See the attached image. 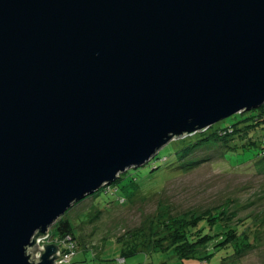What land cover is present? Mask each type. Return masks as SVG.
Returning a JSON list of instances; mask_svg holds the SVG:
<instances>
[{"label": "water", "instance_id": "95a60500", "mask_svg": "<svg viewBox=\"0 0 264 264\" xmlns=\"http://www.w3.org/2000/svg\"><path fill=\"white\" fill-rule=\"evenodd\" d=\"M262 105L264 0H0V264H58L74 203Z\"/></svg>", "mask_w": 264, "mask_h": 264}, {"label": "rangeland", "instance_id": "374dc122", "mask_svg": "<svg viewBox=\"0 0 264 264\" xmlns=\"http://www.w3.org/2000/svg\"><path fill=\"white\" fill-rule=\"evenodd\" d=\"M261 111L259 107L236 113L192 135L173 139L139 171L123 178L126 170L104 185L118 187L114 193L101 187L74 203L59 218L72 222L79 242L74 264H182L171 259L173 250L153 256L139 252L119 260L117 240L153 218L169 215L184 221L217 211L222 222L214 224L210 233L217 240L233 233L239 249L232 253L221 245L208 261L195 259L186 264H264V122L256 125L254 119ZM229 126H251L252 130L248 137L237 130L221 138L219 129ZM250 138L256 143L248 146ZM55 224L49 228V236L38 241L40 249L62 239ZM209 249L198 247L196 252L204 255Z\"/></svg>", "mask_w": 264, "mask_h": 264}, {"label": "trees", "instance_id": "16d2710c", "mask_svg": "<svg viewBox=\"0 0 264 264\" xmlns=\"http://www.w3.org/2000/svg\"><path fill=\"white\" fill-rule=\"evenodd\" d=\"M261 116L254 117L258 122H264V105L261 106ZM254 124V126H255ZM237 130L244 132L242 136L248 137L246 134L252 130L251 126H245L243 129H235L233 126L219 129V135L221 138L227 137L229 134H234ZM256 143L253 138L249 139L248 146ZM247 146V147H248ZM156 169V168H155ZM140 167L131 168L127 170L123 178L133 171H139ZM122 178V176H121ZM135 179V177L131 178ZM137 186V185H136ZM105 192H115L118 187H106L103 186ZM221 220V212H209L201 214L193 219L184 220L174 218L169 215L151 219L146 224L132 230L127 231L123 236L119 237L117 242L120 246V259L126 261V257L135 255L139 252H145L151 256L155 254H161L163 251L173 250L175 252L171 259H177L176 261L186 264L190 260L199 259L201 261H208L210 256L214 253V249L221 245H224L225 250H229L232 253L236 252L238 247V239L234 234L227 233L222 239H214L215 234L210 233L211 227ZM57 233L60 235H70L73 243L75 244V254L68 264H74V256L79 248V242L77 240L76 233L72 222L69 219H59L56 224ZM248 236V234H245ZM198 247H210L209 251L204 255L200 252H196ZM104 260V259H103ZM164 261L158 262V264Z\"/></svg>", "mask_w": 264, "mask_h": 264}, {"label": "built area", "instance_id": "2783aa9c", "mask_svg": "<svg viewBox=\"0 0 264 264\" xmlns=\"http://www.w3.org/2000/svg\"><path fill=\"white\" fill-rule=\"evenodd\" d=\"M49 235H47L48 237ZM40 240V239H39ZM57 241L54 242L58 246V254L56 258V263L58 264H68L73 255L75 254V244L72 241L70 235H64L62 239H56ZM43 248V247H42ZM40 253H37L36 257H40Z\"/></svg>", "mask_w": 264, "mask_h": 264}]
</instances>
